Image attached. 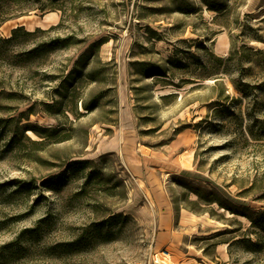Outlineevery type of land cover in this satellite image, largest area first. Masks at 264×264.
<instances>
[{"label":"rangeland","instance_id":"obj_1","mask_svg":"<svg viewBox=\"0 0 264 264\" xmlns=\"http://www.w3.org/2000/svg\"><path fill=\"white\" fill-rule=\"evenodd\" d=\"M0 1V36L30 32L8 52L34 49L0 60V246L30 248L15 264H164L166 229L264 264V0Z\"/></svg>","mask_w":264,"mask_h":264},{"label":"trees","instance_id":"obj_2","mask_svg":"<svg viewBox=\"0 0 264 264\" xmlns=\"http://www.w3.org/2000/svg\"><path fill=\"white\" fill-rule=\"evenodd\" d=\"M1 2V1H0ZM13 14H8V10L5 9L2 4L0 3V24L4 22L6 19H8ZM30 36V32L26 31L23 26L15 27L11 30V33L7 37L0 36V60H8L10 62H13L14 64L20 61H22L19 57L22 55H27L31 53L33 50L25 51V52H19L15 51L13 48L8 52V46H14L19 43H23L28 37ZM62 43L66 42L65 40L61 41ZM67 45V44H63ZM19 58L20 60L15 61V59ZM170 63L173 67L177 69L183 68V63L178 59H171ZM136 67V71L139 74H144L148 77L158 75V76H166V71L162 69L159 65L152 64L150 62H140L137 61L134 63ZM161 79V78H159ZM165 97V96H162ZM84 162H75L73 164L72 170L74 171L75 166L78 164H83ZM218 204L226 209H229L226 205H223L221 202H218ZM114 215H112L113 217ZM260 216H264V212L260 213ZM251 224L256 223L255 219L252 217V215L248 216ZM263 222V221H262ZM259 228L264 231V222L259 223ZM79 240H75L72 242H68L66 244H63L65 249H71L74 246L78 245ZM249 249L251 251H256L257 242H250L248 244ZM63 248V249H64ZM61 249V248H60ZM30 251V248L26 245L21 244L20 242H14L10 241L2 246H0V264H15L16 261L21 257H26Z\"/></svg>","mask_w":264,"mask_h":264},{"label":"crops","instance_id":"obj_3","mask_svg":"<svg viewBox=\"0 0 264 264\" xmlns=\"http://www.w3.org/2000/svg\"><path fill=\"white\" fill-rule=\"evenodd\" d=\"M162 233L168 235V242H166L165 246L168 254H170L168 260L164 259L162 261L164 264H225L227 260L226 246H223L226 243L217 244L213 258L206 259L203 257V254L199 255L200 250L198 248L184 243L181 237L177 238V241H174L176 232L172 234L166 229Z\"/></svg>","mask_w":264,"mask_h":264},{"label":"bare ground","instance_id":"obj_4","mask_svg":"<svg viewBox=\"0 0 264 264\" xmlns=\"http://www.w3.org/2000/svg\"><path fill=\"white\" fill-rule=\"evenodd\" d=\"M130 194H131V197H132V196H133V195H132V191L130 192Z\"/></svg>","mask_w":264,"mask_h":264}]
</instances>
